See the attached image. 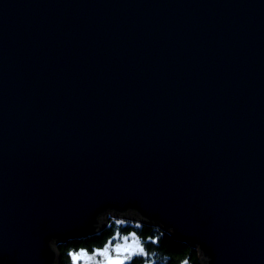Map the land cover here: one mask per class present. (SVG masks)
<instances>
[{
  "label": "water",
  "instance_id": "1",
  "mask_svg": "<svg viewBox=\"0 0 264 264\" xmlns=\"http://www.w3.org/2000/svg\"><path fill=\"white\" fill-rule=\"evenodd\" d=\"M108 215L264 264V0H0V264Z\"/></svg>",
  "mask_w": 264,
  "mask_h": 264
},
{
  "label": "trees",
  "instance_id": "2",
  "mask_svg": "<svg viewBox=\"0 0 264 264\" xmlns=\"http://www.w3.org/2000/svg\"><path fill=\"white\" fill-rule=\"evenodd\" d=\"M129 234L135 235L144 252L132 256L126 264H201L196 248L175 240L170 232L157 225L113 215L107 217L105 227L101 231L86 237L70 238L57 244V264H72V253L79 250L91 253L114 241V237Z\"/></svg>",
  "mask_w": 264,
  "mask_h": 264
},
{
  "label": "snow or ice",
  "instance_id": "3",
  "mask_svg": "<svg viewBox=\"0 0 264 264\" xmlns=\"http://www.w3.org/2000/svg\"><path fill=\"white\" fill-rule=\"evenodd\" d=\"M129 237L125 236L123 237V244L117 243L111 251L115 253V256L109 255L110 249L109 247H105L103 251L99 252L98 254L100 256L105 257V261L102 262V264H126L128 260L131 259L132 256L142 254L144 252V249L140 246V243L138 240H135L133 238V241L131 244H128ZM91 259L92 257L87 256L86 253L80 252V253H73L72 254V260L73 264H76V261L85 258Z\"/></svg>",
  "mask_w": 264,
  "mask_h": 264
},
{
  "label": "rangeland",
  "instance_id": "4",
  "mask_svg": "<svg viewBox=\"0 0 264 264\" xmlns=\"http://www.w3.org/2000/svg\"><path fill=\"white\" fill-rule=\"evenodd\" d=\"M108 216H109V215H108ZM108 216H107V217H108ZM126 236L129 237V240H128V242H127L128 244H131V243H132L133 238H134L135 240H137V238H136L135 235H133V234H129V235H126ZM123 237H125V236H122V237H114V241L109 242V243L106 244L104 247H102V248H100V249H96V250H94V251L91 252V253H88V252L83 251V250H79V251L74 252V253L84 252V253L87 254V256L92 257L91 259H87V257H85V258H81V259H79V260L76 261V264H102V262L105 261V257L100 256L98 253L101 252V251H103V249H104L105 247H109V249H110L109 255H111V256H115V253L112 252L111 249H112L117 243L123 244V243H124V241H123ZM72 254H73V253H72ZM71 256H72V255H71ZM72 264H73V260H72Z\"/></svg>",
  "mask_w": 264,
  "mask_h": 264
},
{
  "label": "bare ground",
  "instance_id": "5",
  "mask_svg": "<svg viewBox=\"0 0 264 264\" xmlns=\"http://www.w3.org/2000/svg\"><path fill=\"white\" fill-rule=\"evenodd\" d=\"M106 220H107V218H106ZM135 220V219H134Z\"/></svg>",
  "mask_w": 264,
  "mask_h": 264
}]
</instances>
